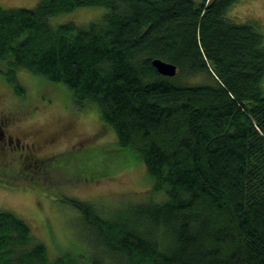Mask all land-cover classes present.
<instances>
[{
  "label": "trees",
  "instance_id": "1",
  "mask_svg": "<svg viewBox=\"0 0 264 264\" xmlns=\"http://www.w3.org/2000/svg\"><path fill=\"white\" fill-rule=\"evenodd\" d=\"M240 1L0 7V76L22 95L25 70L61 83L76 109L95 107L94 139L111 129L114 158L144 166L161 197L103 217L92 202L66 198L86 244L51 263L29 225L0 211V264H264V36L257 22L227 17ZM83 7L107 11L84 26L50 24ZM155 59L176 74H158Z\"/></svg>",
  "mask_w": 264,
  "mask_h": 264
},
{
  "label": "rangeland",
  "instance_id": "2",
  "mask_svg": "<svg viewBox=\"0 0 264 264\" xmlns=\"http://www.w3.org/2000/svg\"><path fill=\"white\" fill-rule=\"evenodd\" d=\"M39 1L0 0V7L30 9ZM106 11L83 7L52 16L50 24L84 26L102 19ZM227 17L239 24L257 22L264 36V0H241L232 5ZM17 82L22 95L0 76V118L5 120V133L21 145L35 140L39 145L33 154L28 148L0 150V211H10L29 225L35 240L45 245L50 263L65 251H77L86 244L79 215L66 198L92 202L102 217L127 205L161 198L151 195L144 166H129L114 158L117 143L111 129L94 139L102 126L95 107L76 109L71 93L61 83L47 82L25 70L18 72ZM78 146V153L69 152ZM37 160L46 161L29 167ZM27 168L25 177L21 171ZM16 174L21 176L19 183ZM100 174L109 176L100 179Z\"/></svg>",
  "mask_w": 264,
  "mask_h": 264
},
{
  "label": "flooded vegetation",
  "instance_id": "3",
  "mask_svg": "<svg viewBox=\"0 0 264 264\" xmlns=\"http://www.w3.org/2000/svg\"><path fill=\"white\" fill-rule=\"evenodd\" d=\"M4 124H5V120L0 118V150L4 152V150L6 151L17 148H20V150L21 149L25 150V148L26 149L28 148V151H31V153L33 154V151L36 150L37 146L39 145L38 143L39 141L35 140L31 143H25V145H21L19 139L13 138L9 132L5 133V127H3ZM31 158H35V157H31Z\"/></svg>",
  "mask_w": 264,
  "mask_h": 264
},
{
  "label": "water",
  "instance_id": "4",
  "mask_svg": "<svg viewBox=\"0 0 264 264\" xmlns=\"http://www.w3.org/2000/svg\"><path fill=\"white\" fill-rule=\"evenodd\" d=\"M153 67L156 68L158 74L163 75L165 77L174 76L177 72V67L172 63H167L163 60L155 59L152 61Z\"/></svg>",
  "mask_w": 264,
  "mask_h": 264
}]
</instances>
